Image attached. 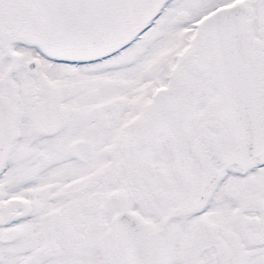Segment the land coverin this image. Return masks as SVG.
Wrapping results in <instances>:
<instances>
[{
	"label": "snow or ice",
	"instance_id": "6c2138e0",
	"mask_svg": "<svg viewBox=\"0 0 264 264\" xmlns=\"http://www.w3.org/2000/svg\"><path fill=\"white\" fill-rule=\"evenodd\" d=\"M0 264H264V0H0Z\"/></svg>",
	"mask_w": 264,
	"mask_h": 264
}]
</instances>
